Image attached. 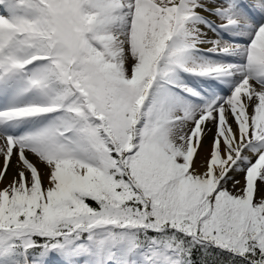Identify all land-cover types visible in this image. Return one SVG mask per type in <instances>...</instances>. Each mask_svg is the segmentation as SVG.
<instances>
[{"label": "snow or ice", "instance_id": "obj_1", "mask_svg": "<svg viewBox=\"0 0 264 264\" xmlns=\"http://www.w3.org/2000/svg\"><path fill=\"white\" fill-rule=\"evenodd\" d=\"M0 264H264V0H0Z\"/></svg>", "mask_w": 264, "mask_h": 264}, {"label": "bare ground", "instance_id": "obj_2", "mask_svg": "<svg viewBox=\"0 0 264 264\" xmlns=\"http://www.w3.org/2000/svg\"><path fill=\"white\" fill-rule=\"evenodd\" d=\"M9 176H11V173H9Z\"/></svg>", "mask_w": 264, "mask_h": 264}]
</instances>
